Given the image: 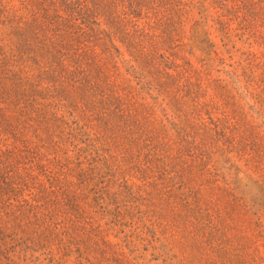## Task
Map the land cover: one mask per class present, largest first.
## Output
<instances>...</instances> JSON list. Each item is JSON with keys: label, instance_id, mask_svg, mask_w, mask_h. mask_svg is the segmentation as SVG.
<instances>
[{"label": "rangeland", "instance_id": "1", "mask_svg": "<svg viewBox=\"0 0 264 264\" xmlns=\"http://www.w3.org/2000/svg\"><path fill=\"white\" fill-rule=\"evenodd\" d=\"M0 264H264V0H0Z\"/></svg>", "mask_w": 264, "mask_h": 264}]
</instances>
